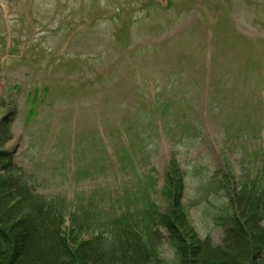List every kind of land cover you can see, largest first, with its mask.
<instances>
[{"label":"rangeland","instance_id":"rangeland-1","mask_svg":"<svg viewBox=\"0 0 264 264\" xmlns=\"http://www.w3.org/2000/svg\"><path fill=\"white\" fill-rule=\"evenodd\" d=\"M3 101L16 109L8 197L17 176L106 234L120 216L139 222L143 191L166 207L174 158L185 218L214 247L232 190L264 186V0H0V117ZM251 221L264 231V198ZM166 235L161 264H175Z\"/></svg>","mask_w":264,"mask_h":264},{"label":"trees","instance_id":"trees-1","mask_svg":"<svg viewBox=\"0 0 264 264\" xmlns=\"http://www.w3.org/2000/svg\"><path fill=\"white\" fill-rule=\"evenodd\" d=\"M13 114L11 110L0 118V169L7 175L11 156L2 147L9 139ZM14 181L19 186L14 197H8L10 190L2 191L0 187V200L6 205L3 212V202L0 203V264H161L156 243L160 226L174 238L175 264H229V245L239 256L249 257L245 264H264V231L255 229L251 221L252 211L264 198L263 185H242L233 200L238 213L233 214L234 224L226 232L227 247L209 248L208 240L200 239L185 218L181 204L183 175L174 158L169 162L163 186L167 200L163 213L155 214L149 208L136 223L127 217L111 220L106 234L96 230L87 233L83 213L79 219L70 213L66 226L63 212L37 203L21 178L15 176ZM5 183L2 180L1 184ZM27 199H31L29 203H25Z\"/></svg>","mask_w":264,"mask_h":264}]
</instances>
